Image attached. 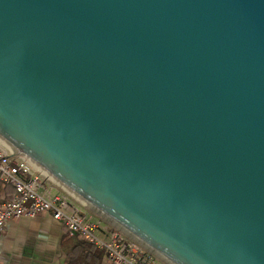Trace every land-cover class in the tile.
<instances>
[{"label": "water", "instance_id": "obj_1", "mask_svg": "<svg viewBox=\"0 0 264 264\" xmlns=\"http://www.w3.org/2000/svg\"><path fill=\"white\" fill-rule=\"evenodd\" d=\"M0 141L167 264H264V0H0Z\"/></svg>", "mask_w": 264, "mask_h": 264}, {"label": "built area", "instance_id": "obj_2", "mask_svg": "<svg viewBox=\"0 0 264 264\" xmlns=\"http://www.w3.org/2000/svg\"><path fill=\"white\" fill-rule=\"evenodd\" d=\"M45 178L0 141V192L6 186L14 189L11 198L0 202V238L8 220L47 212L63 222L70 237L105 250L112 264H153L147 251L123 239L117 231L108 230L102 218L83 211L68 193L47 189Z\"/></svg>", "mask_w": 264, "mask_h": 264}, {"label": "crops", "instance_id": "obj_3", "mask_svg": "<svg viewBox=\"0 0 264 264\" xmlns=\"http://www.w3.org/2000/svg\"><path fill=\"white\" fill-rule=\"evenodd\" d=\"M14 189H1L0 202ZM87 212L91 213L90 209ZM101 250V252H98ZM0 264H112L105 250L72 238L62 221L43 212L10 219L0 238Z\"/></svg>", "mask_w": 264, "mask_h": 264}, {"label": "rangeland", "instance_id": "obj_4", "mask_svg": "<svg viewBox=\"0 0 264 264\" xmlns=\"http://www.w3.org/2000/svg\"><path fill=\"white\" fill-rule=\"evenodd\" d=\"M44 186L47 189H51L54 193L55 192H66L69 194V196H71V198L74 200V202L79 205L81 207V209L83 211H87V209L91 210V213L93 215H96L100 218H102L104 224L107 226L108 230H115L119 233V235L123 238V239H130L132 241H134V243L140 247L142 250L147 251L148 255L152 258L153 264H167L165 261H163L161 258H159L158 256H156L154 253H152L151 251H149L147 248H145L144 246H142L140 243H138L136 240H134L133 238H131L129 235H127L126 233H124L122 230H120L118 227H116L115 225H113L111 222H109L108 220H106L104 217H102L101 215H99L97 212H95L93 209H91L90 207H88L86 204H84L83 202H81L79 199H77L76 197H74L72 194H70L68 191H66L65 189H63L61 186H59L58 184H56L54 181H52L50 178H48L46 176L45 180L43 181ZM98 252H101V250H98Z\"/></svg>", "mask_w": 264, "mask_h": 264}]
</instances>
